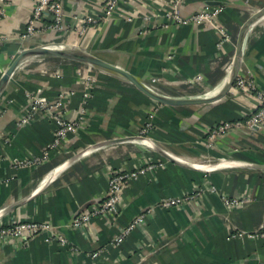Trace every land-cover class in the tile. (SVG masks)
<instances>
[{
    "label": "crops",
    "instance_id": "obj_1",
    "mask_svg": "<svg viewBox=\"0 0 264 264\" xmlns=\"http://www.w3.org/2000/svg\"><path fill=\"white\" fill-rule=\"evenodd\" d=\"M106 1L63 0L70 27L72 14L100 17ZM204 6L223 7L214 24L177 25L167 19L171 0H118L111 17L83 34L66 33L63 42L128 72L157 95L209 99L226 83L242 24L264 0H183L179 11L189 16ZM0 8V77L21 50L60 43L44 23L21 38L30 0H0ZM220 30L231 35L222 46ZM245 73L264 95V16L244 36L239 75ZM26 93L59 100L71 120L85 107L76 131L46 155L55 123L36 112L18 125ZM257 104L255 93L231 90L210 105L167 106L115 72L50 56L25 58L0 94V225L47 222L65 243L50 232L49 241L46 235L4 239L0 264H264V238L255 235L264 231V127L241 125L210 143L207 138L212 125L243 119ZM150 116L152 127L141 135ZM114 169L146 171L123 187L112 220L91 216L73 227L77 215L104 198ZM183 196L190 198L179 206L156 207ZM223 197L238 203L225 205ZM147 209L143 222L114 245Z\"/></svg>",
    "mask_w": 264,
    "mask_h": 264
},
{
    "label": "built area",
    "instance_id": "obj_2",
    "mask_svg": "<svg viewBox=\"0 0 264 264\" xmlns=\"http://www.w3.org/2000/svg\"><path fill=\"white\" fill-rule=\"evenodd\" d=\"M183 0H171V12L167 14V19L177 25L186 24H214L215 19L222 13V6L213 7H201L196 12L189 16H183L179 11V6ZM32 4L31 14L26 20L25 27L21 33L22 39H27L36 34L39 29V25L43 23L47 26V31L52 32L57 38L60 39V43L66 41V33L72 30L79 34H83L89 26L96 25L100 20H107L115 12L118 0H107L103 6V13L100 17H94L88 13H75L70 16L73 21V26L70 27L67 22V16L64 11L63 0H30ZM4 13L0 8V20L3 18ZM221 40L219 45L222 46L223 42H230L231 35L225 30H220ZM55 39V40H56ZM50 44H55L54 42ZM153 82V79H152ZM231 90L242 92H253L257 99V106L255 110L243 119L236 121H220L212 125L208 130L207 138L209 143L216 138L226 133L232 128L239 127L241 125L247 127H264V95L256 87L254 81L248 76V73L244 75H238L235 79L234 85ZM26 105L24 106V114L19 118L18 125L25 124L32 121L36 112H41L49 116L55 123V130L52 135L51 142L46 146L44 155L49 150L58 146L68 134L74 133L79 125L85 107L82 106L79 112V116L74 120L67 119L62 110V105L59 100L52 101L46 98L39 97L35 94L26 93ZM152 127L151 116L147 119L143 125L140 134L146 135ZM207 142V145L209 144ZM38 162V159L32 161L17 162V166H28ZM151 166H148V168ZM146 169H139L135 171L123 172L121 170H110L108 177V188L104 198L92 211H83L72 220L73 227L83 226L91 216H105L108 220H112L118 213V202L120 199V193L123 187L133 178H136L139 174H142ZM190 196L183 197H168L161 199L156 207L158 208H170L181 205L184 201L188 200ZM222 201L225 205L234 206L238 203L235 198L223 197ZM150 210L138 214L130 224L125 226L119 234L115 236L112 243L114 245H120L127 234L132 230L135 225L141 224L145 218V214ZM52 226L47 222H33V221H18L5 226L0 225V242L4 239H19L26 238L27 240L33 239L38 235H48L52 233L53 237L65 243L64 238L60 234L52 232ZM258 237L264 238V231L255 234ZM51 239V236H47V241ZM92 257H97L98 252L91 254Z\"/></svg>",
    "mask_w": 264,
    "mask_h": 264
},
{
    "label": "water",
    "instance_id": "obj_3",
    "mask_svg": "<svg viewBox=\"0 0 264 264\" xmlns=\"http://www.w3.org/2000/svg\"><path fill=\"white\" fill-rule=\"evenodd\" d=\"M264 16V7H262L259 11L252 14L249 18L245 20L242 24L239 34L236 40L234 57L231 62L230 74L228 81L221 87L220 92L212 98L209 99H171L166 98L160 95L153 93L147 87L141 85L131 74L128 72L113 66L103 60L99 59L95 55L86 52L85 50L75 48L73 46H69L66 43L59 44H45L32 48L23 49L15 56L6 70L3 72L0 77V94L3 90V87L8 82L9 77L14 73L18 64L24 60L25 58H36L40 56H50L64 60L76 61L85 64H89L91 66L109 70L111 72H115L118 75L122 76L124 79L129 81L137 90H139L142 94L150 98L151 100L167 106H180V105H210L216 102L222 101L227 97L229 92L231 91L235 79L239 75L240 67H241V50L243 45L244 36L255 20Z\"/></svg>",
    "mask_w": 264,
    "mask_h": 264
},
{
    "label": "bare ground",
    "instance_id": "obj_4",
    "mask_svg": "<svg viewBox=\"0 0 264 264\" xmlns=\"http://www.w3.org/2000/svg\"><path fill=\"white\" fill-rule=\"evenodd\" d=\"M229 74H230V71H229ZM229 74H228V77H226V82L228 81V78H229ZM219 89V90H218ZM217 90H218V92L217 93H215V94H212V95H207V96H211V97H215L219 92H220V89H221V87L220 88H218Z\"/></svg>",
    "mask_w": 264,
    "mask_h": 264
},
{
    "label": "rangeland",
    "instance_id": "obj_5",
    "mask_svg": "<svg viewBox=\"0 0 264 264\" xmlns=\"http://www.w3.org/2000/svg\"><path fill=\"white\" fill-rule=\"evenodd\" d=\"M51 45V44H50ZM230 93V92H229ZM228 96V95H227Z\"/></svg>",
    "mask_w": 264,
    "mask_h": 264
}]
</instances>
